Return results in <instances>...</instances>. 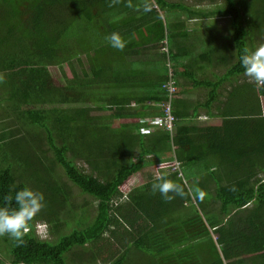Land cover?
Masks as SVG:
<instances>
[{
    "label": "trees",
    "instance_id": "obj_1",
    "mask_svg": "<svg viewBox=\"0 0 264 264\" xmlns=\"http://www.w3.org/2000/svg\"><path fill=\"white\" fill-rule=\"evenodd\" d=\"M147 1L131 0L134 7H126L127 0H121L109 7L110 0H0V75L4 76L0 95L8 102L5 112L14 114L23 126V134L3 128L0 133V206L5 195L14 196L26 187L43 193L45 205L30 221L23 245L2 237L10 261L5 263L0 257V264H76L69 257L75 248H87L108 232L112 238L123 237L128 229L131 246L104 264H264V182L256 186L246 179L226 181L227 185H219L213 208L207 210L205 201L196 198V205L191 204L194 207L187 212L179 204L191 201L190 187L177 173L164 176L180 184L186 195L170 205L151 204L156 197L163 199L152 193L155 178L137 185L147 155L157 149L149 148V143L157 144L141 133L139 119L162 114L147 112L143 104L156 106L169 99L163 89L169 80L168 68L175 77L187 73L196 79L191 68H202L200 61L209 55H193L198 51V36L187 29L185 21L232 18L229 47L237 58L222 76L199 82L208 86V102H213L226 81L233 83V76L244 74L240 62L244 49L251 52L264 44V0ZM158 8L167 9L172 18L164 19ZM113 32L126 41L122 51L105 39ZM160 44L163 51L154 53ZM145 52L147 59L136 58ZM166 60L172 62L171 67ZM65 63L72 77L66 75ZM52 65L62 68L64 82L54 76ZM176 84L171 99L175 115L179 78ZM261 91L264 95V87ZM95 110L109 112L100 115ZM119 119L125 121L114 124ZM40 129L46 133L53 166H59L81 192L97 201L92 220L69 233H61L69 221L60 210L72 194L65 182L52 180L57 169L43 167V176L27 152L4 154L22 143L28 146L30 131ZM165 132L162 143L168 140L170 147L172 140ZM178 142L175 133L173 143ZM262 144L264 149V140ZM175 153L184 164L195 162L177 148ZM80 159L91 170L80 166ZM118 196H128L125 204L112 203ZM10 207H15L14 202ZM39 219L50 224L51 237L40 238ZM146 221L152 222L147 230L140 226ZM209 228H215L216 237ZM142 249L145 257L134 261L133 252Z\"/></svg>",
    "mask_w": 264,
    "mask_h": 264
},
{
    "label": "crops",
    "instance_id": "obj_2",
    "mask_svg": "<svg viewBox=\"0 0 264 264\" xmlns=\"http://www.w3.org/2000/svg\"><path fill=\"white\" fill-rule=\"evenodd\" d=\"M160 9L158 8L164 19L172 18L170 14L164 15L166 9H161L163 13ZM196 19L199 18L193 20ZM211 22L216 27L214 35L208 42V46L215 47V51L207 52L210 54V61L215 65L212 70L219 71L217 64L226 61L228 62L226 67L229 70L232 63L229 59L231 52L229 39L226 43H220L218 39L221 34V25L216 23V19ZM211 26L209 27L211 28ZM192 32L195 34V31L192 30ZM195 35L197 36V33ZM209 49L207 51H210ZM203 62L200 61L202 68L196 66L191 68L196 79L187 73L179 75L181 89L178 95V104L175 107L176 120L174 122L178 144H175L174 148L173 145L170 148L168 140L166 143H162L166 129L161 124L154 125V131L146 135L148 139L152 138L157 144L149 143L148 145L149 148L151 146L157 148L156 153L151 152L147 155V163L143 171L145 176H142L143 173L140 174L137 182V185L145 184L150 179L148 175L150 169L158 170L154 172L156 176L163 175L166 170L170 169L174 164V159L177 158L176 148L179 154L193 157L195 162L183 163L185 182L190 187L189 193L192 199L184 201L183 205L179 204L182 212L193 208L194 206L191 204L196 205V198L205 201L207 210L213 208L216 205L215 198L218 195L219 185H227L226 181L246 179L256 186L259 182H264L262 144L264 140V95L261 87L251 82L244 74H240L233 76V83L226 81L216 94L214 101L208 102L209 88L200 85L199 82L212 79L206 75L197 77L203 69ZM183 70L184 67L181 71ZM223 74L221 72L214 79ZM195 87L198 93L192 90ZM238 93L239 96L236 98ZM234 94L236 96H232ZM192 97L193 100L190 101ZM131 106L134 108L133 102ZM143 106L147 112H159L149 102H145ZM156 116L157 114H154V117ZM118 121L121 123L125 120L119 119ZM144 125L143 123L142 126ZM164 139L166 140V138ZM150 202L152 205L156 203V206H165V204L170 205L171 203L165 202L164 199L158 200L157 197ZM214 229L209 228L213 237H215Z\"/></svg>",
    "mask_w": 264,
    "mask_h": 264
},
{
    "label": "rangeland",
    "instance_id": "obj_3",
    "mask_svg": "<svg viewBox=\"0 0 264 264\" xmlns=\"http://www.w3.org/2000/svg\"><path fill=\"white\" fill-rule=\"evenodd\" d=\"M151 0H148L147 2H150ZM172 1H182L185 3H195L196 0H172ZM221 3L222 0H217ZM209 4V3H208ZM212 5V4H209ZM209 5L205 4V7H210ZM160 9V8H159ZM167 10V9H166ZM160 11H162L160 9ZM178 13L180 12L177 10ZM163 13V11H162ZM168 15L167 12L164 13V15ZM167 19V18H165ZM216 23L220 24V31L221 34L219 36L218 41L225 42L228 41L229 35L231 33V21L232 18L229 15H224L223 17L215 18ZM215 19H212L215 21ZM211 19H196V20H186V27L189 29V31L192 32L195 31V34L197 33V50L196 52L193 53L195 56L202 55L204 53H207V50L210 48L208 46L209 39L214 35V31L216 30V27H214V24H212ZM210 25L211 28L209 27ZM208 26V27H207ZM210 28V29H209ZM209 29V30H207ZM168 41L165 40L164 43H167ZM162 52L163 48L161 44L158 46L157 50H154V53L156 52ZM223 51V50H221ZM148 52H145L143 55L136 57V58H142V59H147L148 57ZM229 59L233 61V59L237 58L236 52L232 51L229 54ZM165 58V57H164ZM237 60V59H236ZM203 69L198 73L197 77L200 76H208L210 79H214L216 75H219L221 72L225 73L228 71L227 64L228 62L226 61L225 63H218L217 70H212L215 65H213V62L210 61V54L206 57H203ZM202 62V61H201ZM166 63L169 67H171L172 62L168 64V61L166 60ZM162 66H164V60L161 62ZM79 70V66L76 67ZM52 73L55 75H58L57 78L64 82V79H61V73H62V68L58 66L52 65L50 68ZM171 70V71H170ZM169 72L172 74L174 72L173 69H170ZM65 71L66 75L68 77L73 76L72 69L69 67L67 63H65ZM173 75V74H172ZM174 78V77H173ZM179 78V75L175 77V80ZM193 91L197 92V88H192ZM207 91V90H206ZM208 92V91H207ZM193 100V97L190 99V101ZM8 102L3 100L0 95V133L5 129L6 131H12L15 130L16 133L21 132L22 133V123H19L17 117L14 114L9 115L8 113L5 112L6 107H7ZM114 111V109H112ZM109 111H101V110H95V114H107ZM120 121L116 120L114 124H118ZM3 128V129H2ZM24 131H28L27 128H23ZM23 134V133H22ZM12 152L13 155L16 154H21L22 152H27V154H30L32 159H35L38 163L35 165L37 169L40 171L39 173L43 176H46V172L44 171L43 167L46 166H53V153L49 149L48 145V139L46 137V133L43 130H37V131H30V136H29V144L26 146V143H22L19 145L16 149H7L6 153ZM31 158H28L30 160ZM3 165H5L6 161L4 159H1ZM41 160L43 163H41ZM40 163V164H39ZM77 163L80 166H83L84 168L91 170V167L85 163L82 162L80 159L77 161ZM54 168L57 169V172L55 171L54 177L52 180H57V181H63L65 182L69 190L71 191L72 194V199L70 200L69 204L62 210H60V214L62 218H65L69 221V224H64V228L62 229L61 233H69L73 230V228L77 226H84V224L90 222L92 218L94 217L95 213L97 212V201L94 200L92 197L89 195L81 192V190L75 186L64 174L63 170L60 169L59 166H53ZM147 171V170H146ZM157 169H150L148 170V175L150 179H154L156 177L154 172H157ZM174 170L172 167L164 174H170ZM163 174V175H164ZM142 176H145L143 173ZM38 192V191H37ZM126 197H114L112 199V203L116 204L119 203L125 204ZM74 211H71V209H74ZM149 223H152L151 221L144 222L140 226L147 230V226ZM139 222L137 223V225ZM153 226V225H152ZM37 230L40 232L43 237H51L50 236V224L47 221L39 219L37 221ZM135 230V229H134ZM111 232H108L105 234V236L101 239H99L95 244L86 246L87 248L83 247H78L73 250V252L70 253L69 257L73 262L76 264H104V263H109L113 261L116 257H118L120 254H122L124 251L128 250V248L131 246V238L130 236V230L128 229L126 232H124L123 237L120 235L118 238H112L110 236ZM121 233V228L118 230L116 234ZM45 234H48L45 236ZM129 238V240H128ZM7 245L5 244V241L2 237H0V257L5 263H8L10 261L9 256L7 255ZM66 257H68V254H66ZM91 257H97L96 260L91 259ZM132 257L134 258V261L138 259L139 257H145L142 250H135L133 252ZM72 264V263H71Z\"/></svg>",
    "mask_w": 264,
    "mask_h": 264
},
{
    "label": "clouds",
    "instance_id": "obj_4",
    "mask_svg": "<svg viewBox=\"0 0 264 264\" xmlns=\"http://www.w3.org/2000/svg\"><path fill=\"white\" fill-rule=\"evenodd\" d=\"M119 3H121V0H110L108 6L113 7L114 5H117ZM126 7H134L131 0H127ZM105 39L114 49L122 51L126 46V41L121 37V35L118 32H113L110 35H107ZM240 62L244 69V75L251 82L255 83L258 87H264V44H260L258 47L255 48V50L251 52L247 48H245L243 55L240 57ZM170 69L172 68H168V70ZM174 78H175V73H174ZM3 82H4V76L0 75V83ZM163 88H164V84H163ZM164 102L165 101L161 103ZM161 103H157L155 105L158 107L159 112H161L162 114H158L156 117H154V115H147L145 117H141V121L145 124L144 126L154 127V125L159 124L157 122L153 123L151 121H144V119L161 118L163 115V107L161 106ZM156 106L155 108H157ZM158 110L156 109V111ZM172 111H173V106H172ZM161 126L163 125L161 124ZM166 131L170 134L172 140L171 142L174 148L175 144L173 143V137L175 135V128L173 129V132H170L167 129ZM148 133H143V134L146 135ZM177 160H178L177 158L174 159V164L172 166V169L174 171L172 173H177V177L181 178L185 182L186 178L183 170V162L178 160L180 161V164L176 169H174ZM151 189L153 194L159 193L165 202H171L176 197H180L181 199H183L186 195L184 188L180 184L174 183L173 181L169 180L168 178H166V176L162 174L155 177L154 182L151 185ZM124 197L128 198V196H124ZM3 200H4V206H0V237L8 236L9 238H11L13 241L16 242L17 246H21L25 243L24 236L28 233L30 221H32L33 218L45 206L44 195L43 193L36 192L31 188L26 187L19 191H16L14 196L5 195ZM13 202L15 204V207H10V205H12ZM117 204L118 203H116L115 205ZM36 231L40 236V238L42 239L49 238V237H43V235L40 232H38L37 224H36ZM47 235L48 234H45V236Z\"/></svg>",
    "mask_w": 264,
    "mask_h": 264
},
{
    "label": "built area",
    "instance_id": "obj_5",
    "mask_svg": "<svg viewBox=\"0 0 264 264\" xmlns=\"http://www.w3.org/2000/svg\"><path fill=\"white\" fill-rule=\"evenodd\" d=\"M166 49V48H165ZM167 50V49H166ZM173 75L169 74V80L164 84V88L167 89L169 94V99L165 101L164 103H161V106L163 107V115L161 118L157 119H144V121H151L153 123H159L162 124L168 131L173 132L174 129V122L176 120L175 115L172 111V103L171 99L174 94V92L177 90L176 80ZM154 130V127L151 126H142L141 132L148 133ZM180 164V161H176L174 169H176Z\"/></svg>",
    "mask_w": 264,
    "mask_h": 264
},
{
    "label": "bare ground",
    "instance_id": "obj_6",
    "mask_svg": "<svg viewBox=\"0 0 264 264\" xmlns=\"http://www.w3.org/2000/svg\"><path fill=\"white\" fill-rule=\"evenodd\" d=\"M166 52V51H165ZM171 71V70H170ZM173 74V73H172ZM164 89V88H163ZM173 104V103H172Z\"/></svg>",
    "mask_w": 264,
    "mask_h": 264
}]
</instances>
